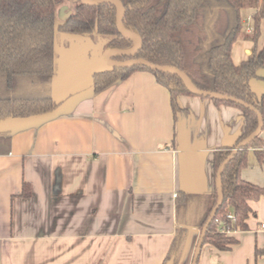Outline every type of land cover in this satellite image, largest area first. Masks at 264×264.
<instances>
[{
    "label": "crops",
    "instance_id": "0c3cea01",
    "mask_svg": "<svg viewBox=\"0 0 264 264\" xmlns=\"http://www.w3.org/2000/svg\"><path fill=\"white\" fill-rule=\"evenodd\" d=\"M262 22L256 40L250 24L234 43V64L263 48ZM109 40L56 32L58 108L0 136V264H163L176 196L211 195L214 151L244 132L238 108L208 98L178 95L174 116L169 90L149 72L94 92L93 73L111 68L103 60ZM257 75L250 86L260 96L264 70ZM241 178L264 188V163L251 151ZM249 205L256 217L233 233L237 244L227 252L204 246L197 264H264V197Z\"/></svg>",
    "mask_w": 264,
    "mask_h": 264
},
{
    "label": "trees",
    "instance_id": "16d2710c",
    "mask_svg": "<svg viewBox=\"0 0 264 264\" xmlns=\"http://www.w3.org/2000/svg\"><path fill=\"white\" fill-rule=\"evenodd\" d=\"M74 1L77 4L72 14L57 25L56 13L64 0H0V124L23 125L52 114L58 108L51 97L56 32L84 37L104 35L110 37L108 50L132 48V42L117 32L115 5L90 6ZM119 1L125 8L123 26L139 37L141 47L136 55L116 58L117 61L142 59L156 66L177 68L198 89L231 96L252 106L263 118L264 132V92L257 96L250 86L251 80L258 78L257 72L264 70V46L249 61L236 65L231 58L232 47L245 29L241 10L253 9L250 21L252 37L256 40L264 20V0ZM137 71L151 73L158 84L169 90L174 116L179 110L177 96H194L178 76L144 66L95 72L93 91H102ZM212 101L238 108L245 120L244 132L236 144L213 153L216 180L220 165L257 129L258 123L251 110L231 102ZM249 151L259 164L264 163V140L260 135L247 147L239 149L226 165L221 176L223 202L206 231L202 248L211 246L221 252L230 251L238 242L233 233L247 231V222L256 217L249 203L264 197V188L241 178ZM29 195L30 187L23 183L21 196ZM216 201V188L208 196L178 193L175 199L177 227L163 264H182L185 243L199 237L190 229L196 228L200 234ZM259 254L256 250V256Z\"/></svg>",
    "mask_w": 264,
    "mask_h": 264
},
{
    "label": "water",
    "instance_id": "95a60500",
    "mask_svg": "<svg viewBox=\"0 0 264 264\" xmlns=\"http://www.w3.org/2000/svg\"><path fill=\"white\" fill-rule=\"evenodd\" d=\"M80 3L83 5H90V6H97L100 4L108 3V4L115 5L117 10H118L117 21H116L117 32L119 35H121V36L125 37L126 39H128L129 41H131L133 46L129 50H107L104 53L103 60L111 68H130V67H135V66H144V67L149 68L155 72L176 75L183 81V83L185 84V86L187 87L189 92L192 93L194 96L204 97V98H208L210 100H216V101H220V102H231V103L237 104V105H239L245 109L251 110L257 116V123H258L257 129L252 134H250L247 138L242 140L238 144V146L232 150L231 154L220 165V167L216 173L215 188H216V194H217V201H216V205L212 209L205 225L203 226L202 230L200 231V234H199V237H198V240H197L194 252H193L191 264H197V261L199 259L201 249L203 246V241L205 238L206 231H207L209 225L211 224V222L213 221L218 209L220 208V206L222 205V202H223L222 182H221L222 173H223L226 165L231 161V159L234 157V155L237 153V151L241 148L247 147L255 138H257L260 135V133L262 132V127H263V118H262L261 114L256 109H254L252 106H250V105H248V104H246V103H244V102H242L236 98H233V97L227 96V95H223V94H219V93L203 91V90L198 89L190 81V79L187 77V75H185L183 72H181L177 68L169 67V66H156V65H153V64H151L145 60H142V59H128L125 61H112V59H116V58L132 57V56L137 54V52L139 51V49L141 47V41H140L139 37L128 32L123 26V18L125 15V8L123 7L122 3L119 0H92V1L91 0H80ZM65 9H66L65 6H61L59 8V14L63 20L65 18H68L71 15V12L64 13ZM10 129H11V124L9 122H5V123L0 124V133L7 132Z\"/></svg>",
    "mask_w": 264,
    "mask_h": 264
},
{
    "label": "rangeland",
    "instance_id": "374dc122",
    "mask_svg": "<svg viewBox=\"0 0 264 264\" xmlns=\"http://www.w3.org/2000/svg\"><path fill=\"white\" fill-rule=\"evenodd\" d=\"M76 1L74 0H64L62 6H68L69 9L71 11H74L75 6H76ZM60 8V7H59ZM253 13V9L252 8H244L241 10V15L243 17L244 20L247 19V16H251ZM63 21V19L61 18L60 14H59V9L57 10L56 13V24H61ZM251 21L247 20L244 24L243 27L245 28L246 26L250 25ZM261 31L264 34V22H262V27H261ZM244 32V30H243ZM263 38V37H262ZM236 47H234V52H233V59L236 62L237 60V53H236ZM5 134V132L0 133V136H3ZM195 238H191L189 239L183 248V255H182V264H191V260H192V256H193V252H194V246L196 245V240H194Z\"/></svg>",
    "mask_w": 264,
    "mask_h": 264
},
{
    "label": "built area",
    "instance_id": "2783aa9c",
    "mask_svg": "<svg viewBox=\"0 0 264 264\" xmlns=\"http://www.w3.org/2000/svg\"><path fill=\"white\" fill-rule=\"evenodd\" d=\"M228 216L231 217V215H228ZM261 227L264 228V224Z\"/></svg>",
    "mask_w": 264,
    "mask_h": 264
}]
</instances>
